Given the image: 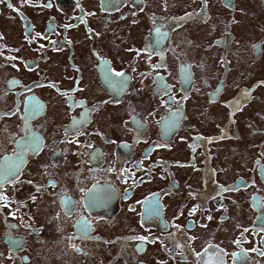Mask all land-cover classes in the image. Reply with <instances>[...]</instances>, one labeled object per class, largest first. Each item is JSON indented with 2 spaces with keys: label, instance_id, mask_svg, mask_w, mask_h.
Here are the masks:
<instances>
[{
  "label": "flooded vegetation",
  "instance_id": "af4514ba",
  "mask_svg": "<svg viewBox=\"0 0 264 264\" xmlns=\"http://www.w3.org/2000/svg\"><path fill=\"white\" fill-rule=\"evenodd\" d=\"M0 264H264V0H0Z\"/></svg>",
  "mask_w": 264,
  "mask_h": 264
}]
</instances>
